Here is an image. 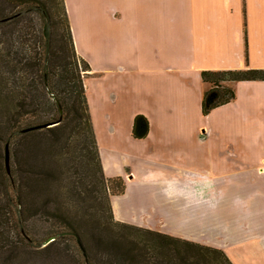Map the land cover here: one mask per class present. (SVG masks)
Segmentation results:
<instances>
[{"label":"crops","instance_id":"crops-1","mask_svg":"<svg viewBox=\"0 0 264 264\" xmlns=\"http://www.w3.org/2000/svg\"><path fill=\"white\" fill-rule=\"evenodd\" d=\"M65 3L92 70L105 174L126 181L116 219L222 250L233 264H264V81L236 84L235 101L202 113V72L264 70V0ZM139 115L150 124L142 140Z\"/></svg>","mask_w":264,"mask_h":264},{"label":"trees","instance_id":"trees-1","mask_svg":"<svg viewBox=\"0 0 264 264\" xmlns=\"http://www.w3.org/2000/svg\"><path fill=\"white\" fill-rule=\"evenodd\" d=\"M91 71L65 0H0V264L30 256L53 264L73 257L63 252L68 246L80 264H145L151 251L161 260L184 257L182 264L196 257L233 264L222 250L116 219L112 200L127 186L104 171L86 87ZM202 80L207 117L235 101L236 84L264 81V70L204 71ZM149 131L137 116L133 137Z\"/></svg>","mask_w":264,"mask_h":264},{"label":"rangeland","instance_id":"rangeland-1","mask_svg":"<svg viewBox=\"0 0 264 264\" xmlns=\"http://www.w3.org/2000/svg\"><path fill=\"white\" fill-rule=\"evenodd\" d=\"M157 188H159V189H161V190H163V188L164 187H162V186H160V187H157ZM128 204L130 203V204H134L135 205V208H137V209H139V210H141V211H144L145 210V208L147 207V205H149L148 203H144L145 204V206H143V202L142 203H138L137 201H135L134 199H132V197L130 196L129 198H128ZM126 203V202H125ZM183 201H179V202H177L176 204H175V206L177 207V211H173V212H175L176 213V215H177V217H179V215H180V209L182 210V212L184 213V209H183V207H184V205H183ZM164 204V203H163ZM166 206H167V203L165 204ZM169 207H171V205L169 206ZM147 208H149V207H147ZM210 210H211V208H210ZM215 211V213H216V215H218V214H221L219 211H217V210H214ZM212 214H210L209 213V216H211ZM208 216H205L204 215V218H207ZM143 220H144V217L142 218ZM145 222V221H144ZM42 226V224L40 223L39 224V226ZM139 227V226H138ZM203 236H204V233H199L198 234V237L199 238H203ZM63 252H68L69 253V255H73V257L71 256V257H65V258H63V257H60L59 259H57L53 264H80L79 262H78V260L80 259V257H78V258H76V249H75V247L74 246H68L67 248H65L64 250H63ZM159 253V252H158ZM160 254V253H159ZM75 257V258H74ZM169 257L170 258H168V259H162L161 260V258L160 257H158V256H156V254L154 255V253L151 251V252H149V254L147 255V259H145V264H171V263H173V262H177L178 264H182V261H180V260H183L184 259V257L183 258H180V259H178L177 258V256H175L174 254H169ZM34 256H30L29 257V259L28 258H23V260H24V262H25V264H47L46 263V261H45V259L44 258H39V257H36V258H34ZM105 258V256H100L99 257V259H101V260H103ZM199 259H201V258H199ZM198 259V257H196V259H192V258H186V264H188V263H192V262H194L195 261V263H197V264H203V263H201V261ZM105 260H107V259H105ZM185 260V259H184ZM189 260V261H188ZM94 261H97V258H95L94 257ZM209 262V264H217V263H215L214 262V260H212V261H208Z\"/></svg>","mask_w":264,"mask_h":264},{"label":"water","instance_id":"water-1","mask_svg":"<svg viewBox=\"0 0 264 264\" xmlns=\"http://www.w3.org/2000/svg\"><path fill=\"white\" fill-rule=\"evenodd\" d=\"M56 124H50V125H46L44 127H40V128H46V127H53L55 126ZM39 128V127H38ZM30 130V129H28ZM5 162H6V167H7V171L8 173L10 174L11 173V155H10V149H9V145L6 146V156H5ZM53 240H50L48 241L46 244L52 242ZM79 241V245L80 247L83 249L84 253H85V250H84V246H83V243L81 241V239L78 240ZM86 255V253H85Z\"/></svg>","mask_w":264,"mask_h":264}]
</instances>
